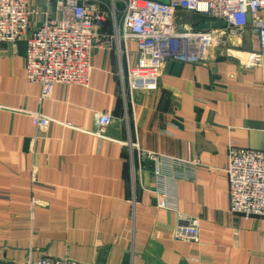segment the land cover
<instances>
[{
	"label": "crops",
	"instance_id": "0c3cea01",
	"mask_svg": "<svg viewBox=\"0 0 264 264\" xmlns=\"http://www.w3.org/2000/svg\"><path fill=\"white\" fill-rule=\"evenodd\" d=\"M27 7L33 30L45 0ZM229 42L258 50L246 31ZM125 47L123 74L137 59L135 41ZM24 55L23 38L0 44V264H264V218L229 212L224 173L229 144L264 150V59L252 66L212 50L197 64L169 60L156 90L129 96L115 52L96 50L88 88L56 85L39 103ZM36 112L47 128L32 127ZM104 113L113 122L98 138ZM183 218L199 221L198 243L172 238Z\"/></svg>",
	"mask_w": 264,
	"mask_h": 264
},
{
	"label": "built area",
	"instance_id": "2783aa9c",
	"mask_svg": "<svg viewBox=\"0 0 264 264\" xmlns=\"http://www.w3.org/2000/svg\"><path fill=\"white\" fill-rule=\"evenodd\" d=\"M27 5L28 0H0V44L15 47L18 40L24 39V79L40 86L39 103L51 96L56 85L88 88L91 57L96 50L115 52L119 78L122 86L127 81L129 96L137 91L156 90L159 70L166 61L205 62L208 52L221 39L230 44V37L245 31L256 39L258 50L246 53L244 62L258 66L264 59V0H45L44 21L33 30H29L31 11ZM181 13L212 19L222 23L224 29H180L175 17ZM128 39L135 41L137 59L123 74L119 58ZM28 116L36 130H43L52 122L38 112ZM112 122L110 114L97 115L92 134L105 138ZM138 156L156 165L163 159L145 151H139ZM169 163L182 165L175 160ZM190 164L195 166L196 159ZM224 173L229 211L244 220L264 218V150L251 151L229 144ZM181 220L184 225L175 228L172 238L198 243L199 221ZM15 264L86 263L43 257Z\"/></svg>",
	"mask_w": 264,
	"mask_h": 264
},
{
	"label": "rangeland",
	"instance_id": "374dc122",
	"mask_svg": "<svg viewBox=\"0 0 264 264\" xmlns=\"http://www.w3.org/2000/svg\"><path fill=\"white\" fill-rule=\"evenodd\" d=\"M154 1H157V0H154ZM120 9L121 8H118V10H120ZM175 25H176V27H178L180 29L184 27V28H190L191 30H196V31L197 30L202 31V30H207V29H217V28H219V26L223 27L222 23H220V22H216L212 19L202 17L199 15L189 14V13L178 14L175 17ZM222 41L225 44H222ZM234 45H236V44H234ZM212 50H216V51H218V53L221 52L223 55H225V53H227V55H229V56L233 55V54H235V55L237 54L236 56L235 55L234 56L236 58H238L241 62H244L246 60V53L249 52L248 49H246L244 47H235V46L230 45L226 39L225 40L221 39V41L216 45V47L212 48L210 51H212ZM210 51L208 52V54L210 53ZM250 51H252V50H250ZM208 54H207V58L205 59V61L208 60V56H209ZM159 74H160V70H159ZM158 79H159V75H158ZM158 79H157V83H158ZM125 84L123 85L122 88L124 91H125V89L128 91L127 81Z\"/></svg>",
	"mask_w": 264,
	"mask_h": 264
},
{
	"label": "bare ground",
	"instance_id": "6f19581e",
	"mask_svg": "<svg viewBox=\"0 0 264 264\" xmlns=\"http://www.w3.org/2000/svg\"><path fill=\"white\" fill-rule=\"evenodd\" d=\"M247 55V54H246Z\"/></svg>",
	"mask_w": 264,
	"mask_h": 264
}]
</instances>
